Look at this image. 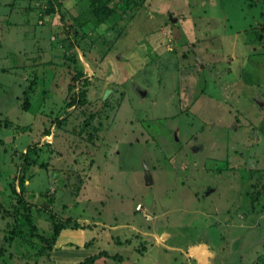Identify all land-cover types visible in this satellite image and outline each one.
Instances as JSON below:
<instances>
[{"label":"rangeland","instance_id":"rangeland-1","mask_svg":"<svg viewBox=\"0 0 264 264\" xmlns=\"http://www.w3.org/2000/svg\"><path fill=\"white\" fill-rule=\"evenodd\" d=\"M89 4L0 0V264H264V0H103L97 26ZM54 213L91 226L46 255Z\"/></svg>","mask_w":264,"mask_h":264},{"label":"trees","instance_id":"trees-1","mask_svg":"<svg viewBox=\"0 0 264 264\" xmlns=\"http://www.w3.org/2000/svg\"><path fill=\"white\" fill-rule=\"evenodd\" d=\"M22 1V0H21ZM90 4L86 9V14L88 16V20L92 21L93 24L95 26L99 25V24H103L104 21L107 19V17L109 16V13L111 12L109 9H105V7L103 6L102 2L103 0H89ZM28 7H33V6H28ZM34 8V7H33ZM32 8V9H33ZM58 9L60 8V4H58ZM30 10V8H28ZM68 50V48L66 49ZM77 75L79 77H81L83 74L78 71ZM35 80H33L32 82H30L29 86H25L24 90L22 92V97H24V102L23 105H21V108H23L24 110L27 108V110L30 108L31 105V94H33L35 85L34 84ZM69 102L66 104L65 107H70L72 106V104L74 103H80V98L77 97H69ZM82 103V102H81ZM73 104V105H74ZM66 110V108H64ZM63 109V112H65V110ZM55 111L54 110H50V117L48 118V120L45 118L43 119V127L45 128L43 130V133L41 134V136H49L51 135V133H53L54 128L58 129L60 127H62V123H64L63 119H60L59 114L57 115H53ZM47 117V115H46ZM47 121V122H46ZM9 120H7V118H4V120L1 119L0 117V126H8L9 125ZM54 135V134H53ZM40 136V137H41ZM48 146V144H46ZM51 150V149H50ZM41 151L40 148H38V142L33 143L32 145H30L27 150L25 151L24 155H23V160L25 165L22 168V175L20 177H18V183H19V194L21 195V201H24V198L22 197V194L24 192L25 189V183L28 181V179H26L25 174L27 175V170L30 168H28V166L33 165L37 166L40 169H46L47 163L44 161L41 163L38 162V156H41L42 154H39V152ZM52 152V151H51ZM48 183V182H47ZM45 182V185L47 184ZM51 219H52V228H51V234L48 237H38L39 238V242L42 244V248H43V252H46V255H48V252L52 250L53 248V243L55 242V240L58 238L59 234H61L62 231H64L66 228H75V227H82V226H87L84 223L78 222V221H73V219L71 218H65V219H60L59 217L55 216V213L52 215L51 214ZM54 219H56V221H54ZM59 219V220H58ZM28 222L31 224L30 226V232L34 233L36 232V227L34 225H32V221H30L28 219ZM101 257H105V258H112L113 260H117L118 262L121 261V256L116 254L113 256H110L107 254V252L102 251L99 252L96 255H92L89 256L85 259H83V261L79 262V263H75V264H96L97 259L101 258Z\"/></svg>","mask_w":264,"mask_h":264},{"label":"water","instance_id":"water-1","mask_svg":"<svg viewBox=\"0 0 264 264\" xmlns=\"http://www.w3.org/2000/svg\"><path fill=\"white\" fill-rule=\"evenodd\" d=\"M135 93H137V95L141 98H144V96L147 94V92L144 89H141L140 87H138L137 85H134L133 87ZM254 100L257 101V103H259L260 107L263 105V102L261 100H259L258 98H254ZM203 148V146H196L195 148H193L194 151H197L198 149L201 151ZM142 167H143V173H144V181H145V185L149 186L153 183L152 180V175L147 167V165L145 164V162H142Z\"/></svg>","mask_w":264,"mask_h":264},{"label":"crops","instance_id":"crops-1","mask_svg":"<svg viewBox=\"0 0 264 264\" xmlns=\"http://www.w3.org/2000/svg\"><path fill=\"white\" fill-rule=\"evenodd\" d=\"M37 41H38V39H37ZM37 41H35L36 42V44L39 46V47H41L40 45H39V42H37ZM41 48H43V47H41ZM24 49L25 48H23L22 50H19V53H23V54H25L26 55V53L25 52H27V50L26 51H24ZM17 75V74H16ZM23 76V74L21 75V77ZM20 77V78H21ZM21 80H23V82H25V79H21ZM6 81V80H5ZM20 83L21 82H14V86L18 89L19 88V85H20ZM25 184H27V182L25 183ZM83 223V222H82ZM84 224L85 225H89V226H91V224H88V222H84ZM66 232V231H65ZM70 234H72L71 232H70ZM61 236H62V233H61ZM73 240H78V241H83V236H81L80 237V235H77V234H74V239ZM200 249H199V247H197V246H195V245H189L188 247H186V254L187 255H197V253H198V251H199ZM73 258V257H72Z\"/></svg>","mask_w":264,"mask_h":264},{"label":"flooded vegetation","instance_id":"flooded-vegetation-1","mask_svg":"<svg viewBox=\"0 0 264 264\" xmlns=\"http://www.w3.org/2000/svg\"><path fill=\"white\" fill-rule=\"evenodd\" d=\"M136 94H137V93H136ZM196 146H202V145H201V144L192 145V146L190 147L191 151H194L193 148H195ZM202 150H203V148H202ZM202 150H201V151H202ZM197 151L199 152L200 150L198 149Z\"/></svg>","mask_w":264,"mask_h":264}]
</instances>
